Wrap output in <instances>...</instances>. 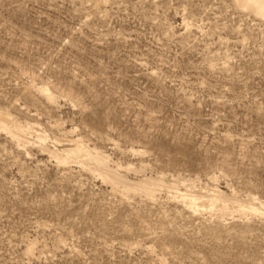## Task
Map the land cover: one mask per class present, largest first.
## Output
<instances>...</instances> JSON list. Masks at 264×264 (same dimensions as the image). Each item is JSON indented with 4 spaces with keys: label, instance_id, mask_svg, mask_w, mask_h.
<instances>
[{
    "label": "rangeland",
    "instance_id": "rangeland-1",
    "mask_svg": "<svg viewBox=\"0 0 264 264\" xmlns=\"http://www.w3.org/2000/svg\"><path fill=\"white\" fill-rule=\"evenodd\" d=\"M245 10L0 0V115L21 127L0 128V264H264V19ZM75 145L163 185L51 153Z\"/></svg>",
    "mask_w": 264,
    "mask_h": 264
},
{
    "label": "bare ground",
    "instance_id": "bare-ground-1",
    "mask_svg": "<svg viewBox=\"0 0 264 264\" xmlns=\"http://www.w3.org/2000/svg\"><path fill=\"white\" fill-rule=\"evenodd\" d=\"M236 5L240 8H243V9H246L248 11H250L251 13L255 14L256 16H259L261 18L264 19V0H234ZM245 10V11H246ZM46 97L51 99V95L49 94H46ZM0 128L4 129L5 131L9 132L10 134L14 135V133L16 132V130H21L20 126L12 123V121H9V119H7V117H5L3 114L0 115ZM6 132V133H7ZM8 133V134H9ZM18 134V133H17ZM21 136V134H20ZM19 137V135H18ZM40 138L42 139L43 137L40 136ZM21 139V138H19ZM18 141V140H17ZM19 142V141H18ZM87 148V147H86ZM85 147H83V145H75L74 147L72 148H67V149H63V150H58V149H55V150H52V154L55 156V159L59 161V163H66L70 158H80L82 157L83 155H85L89 160L91 161H94L98 167L100 166L101 168H106V161H105V158L102 156V155H98V154H95L93 153V151H89L88 149H86ZM87 159V160H88ZM79 160V159H77ZM88 160V161H89ZM82 161V160H81ZM87 161V162H88ZM70 162V161H69ZM86 162V163H87ZM80 163V160L79 162ZM85 163V161L83 162ZM94 163V164H95ZM87 164H90L89 162ZM93 164V165H94ZM97 165H94V166H97ZM85 166V165H84ZM89 168V167H88ZM94 168V167H93ZM109 168V167H108ZM112 169V168H111ZM94 170V169H93ZM105 171V170H104ZM105 173V177L107 180H109L110 182H113V183H124V181H126L125 179L123 180V178L120 177V175L118 173H116V171H111V170H108L106 168V171L104 172ZM162 184V182L160 181H156V180H149V179H141V180H138L137 182H128V183H124V185L121 186V188L124 186V188L128 191H140V192H143L145 193L146 195H153V193L155 192L156 188L160 187V185ZM163 185V184H162ZM176 193V192H175ZM178 194V192H177ZM176 194V195H177ZM181 195V194H180ZM185 195H188V194H185ZM184 195V196H185ZM179 196V195H178ZM190 196V195H189ZM187 197L189 199H191L190 197ZM177 197V196H176ZM192 197V196H191ZM209 200L207 201V204H208V207L211 208H215V207H220L222 211H226L228 210V204L226 203V201L222 198V194L220 192H217L215 193L214 195H211L209 196ZM179 198V197H178ZM182 198H184L182 196ZM181 198V199H182ZM197 198V197H196ZM196 198L193 197V199L196 200ZM186 199V198H185ZM198 199V198H197ZM194 200V201H195ZM189 201V200H188ZM188 201L187 199L185 200V202H187L186 204H188ZM189 201V203H191L192 205H195V208L197 207L196 206V201ZM198 202V201H197ZM201 203V202H198V204ZM203 204V203H202ZM190 204H188L189 206ZM191 205V206H192ZM205 205V204H203ZM246 206V205H245ZM244 206V207H245ZM194 207V206H193ZM191 207V208H193ZM207 207V206H206ZM243 207V208H244ZM247 207V206H246ZM250 207V206H248ZM252 207V206H251ZM250 209L255 212L256 209L255 208H251ZM193 208V209H195ZM219 208V209H220ZM220 210V211H221ZM227 212V211H226ZM258 212V211H257ZM224 213V212H223ZM260 213V212H259ZM263 213V212H262ZM264 214V213H263Z\"/></svg>",
    "mask_w": 264,
    "mask_h": 264
}]
</instances>
